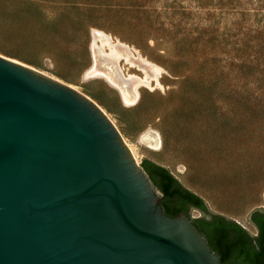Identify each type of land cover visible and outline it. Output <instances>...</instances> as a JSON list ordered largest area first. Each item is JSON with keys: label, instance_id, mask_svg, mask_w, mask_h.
<instances>
[{"label": "rangeland", "instance_id": "1", "mask_svg": "<svg viewBox=\"0 0 264 264\" xmlns=\"http://www.w3.org/2000/svg\"><path fill=\"white\" fill-rule=\"evenodd\" d=\"M94 30L129 49L118 65L119 77L143 80L133 104L106 77L87 76ZM0 54L88 96L139 163L166 166L211 211L256 232L248 214L264 209V0H0Z\"/></svg>", "mask_w": 264, "mask_h": 264}, {"label": "water", "instance_id": "2", "mask_svg": "<svg viewBox=\"0 0 264 264\" xmlns=\"http://www.w3.org/2000/svg\"><path fill=\"white\" fill-rule=\"evenodd\" d=\"M141 164L95 101L0 54V264H225Z\"/></svg>", "mask_w": 264, "mask_h": 264}, {"label": "trees", "instance_id": "3", "mask_svg": "<svg viewBox=\"0 0 264 264\" xmlns=\"http://www.w3.org/2000/svg\"><path fill=\"white\" fill-rule=\"evenodd\" d=\"M142 166L162 192L161 205L168 215L174 217L184 212L191 217V207L204 213L209 211L204 198L184 186L166 166L151 159H144ZM252 218L260 228L257 244H253L246 229L222 214H212L210 219L201 216L192 220L223 263L264 264V214L255 212Z\"/></svg>", "mask_w": 264, "mask_h": 264}, {"label": "bare ground", "instance_id": "4", "mask_svg": "<svg viewBox=\"0 0 264 264\" xmlns=\"http://www.w3.org/2000/svg\"><path fill=\"white\" fill-rule=\"evenodd\" d=\"M98 38L102 42L100 45L97 44ZM105 42L111 46L109 51L104 50ZM92 50L94 54V61L89 71L87 72V76L92 75L106 77L112 84H114L120 89L124 101L126 103L133 104L139 95L138 85L143 80L135 75H130L125 79L119 77V73L121 72V69L119 68L120 66L118 65L119 58L125 55L129 59H131L130 51L127 46L122 45L120 42L113 43L111 41L110 35L106 34L101 30H94ZM101 57L105 61L102 62ZM101 63L103 66H100ZM139 65L143 67L151 76H154L156 78L158 77L160 71L154 63L148 62L146 60L143 61L140 59ZM146 80L147 78L145 79V81ZM143 141L152 149L157 150L160 148V141L157 136H154L149 132H146L144 134Z\"/></svg>", "mask_w": 264, "mask_h": 264}, {"label": "crops", "instance_id": "5", "mask_svg": "<svg viewBox=\"0 0 264 264\" xmlns=\"http://www.w3.org/2000/svg\"><path fill=\"white\" fill-rule=\"evenodd\" d=\"M164 166V165H163ZM191 209H197V208H194V207H191ZM199 210V209H198ZM201 211V210H200ZM220 214V213H219ZM226 216V215H225ZM232 219V218H231ZM234 221L238 222L239 224H241L239 221L233 219ZM252 222V221H251ZM252 224L254 225V227L256 228V232L253 234V235H258V228L257 226L252 222ZM242 225V224H241ZM246 230H248L244 225H242ZM252 234V233H251Z\"/></svg>", "mask_w": 264, "mask_h": 264}, {"label": "flooded vegetation", "instance_id": "6", "mask_svg": "<svg viewBox=\"0 0 264 264\" xmlns=\"http://www.w3.org/2000/svg\"><path fill=\"white\" fill-rule=\"evenodd\" d=\"M261 213H263V212H261ZM264 214V213H263Z\"/></svg>", "mask_w": 264, "mask_h": 264}]
</instances>
